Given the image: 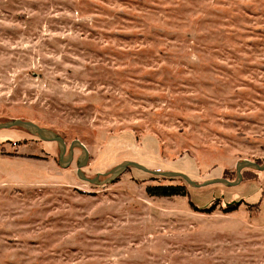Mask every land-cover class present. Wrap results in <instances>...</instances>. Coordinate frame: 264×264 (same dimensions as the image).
<instances>
[{"label": "rangeland", "instance_id": "1", "mask_svg": "<svg viewBox=\"0 0 264 264\" xmlns=\"http://www.w3.org/2000/svg\"><path fill=\"white\" fill-rule=\"evenodd\" d=\"M11 120L80 141L89 178L131 161L235 181L238 162L264 164V0H0ZM59 153L0 130V264H264V171L194 188L128 168L92 185L79 148L67 168Z\"/></svg>", "mask_w": 264, "mask_h": 264}, {"label": "water", "instance_id": "2", "mask_svg": "<svg viewBox=\"0 0 264 264\" xmlns=\"http://www.w3.org/2000/svg\"><path fill=\"white\" fill-rule=\"evenodd\" d=\"M13 127L22 128L26 130L32 136L37 137L41 141L57 143L60 148L58 164L62 168H67L70 166V164L74 161L75 147L79 148L81 150V155L78 157L76 161L77 176L81 180L89 184H92V185H105V184L112 183L117 178H119L128 168H134V169L140 170L144 173H147L153 176H162V177H167V178H181L190 187H194V188L207 187L213 184H224L226 186L233 187V186H237L240 183V181L243 179L242 177L243 170L251 169V170H256V171H264V164L260 165L250 160H242L238 162L236 165L237 177L235 181H229L223 178H217V179L205 181L203 183H196L188 175L181 173V172L153 171L139 163H135L131 161H124L103 175L98 174L94 178H89L83 172V168L87 165L89 161V151L86 148V146L83 145L80 141L76 140L72 142L69 148H67V145L63 137L53 133L52 131L46 128L40 127L39 125L31 121L11 120L9 122L0 124V130L10 129ZM101 176H103L105 180L100 181Z\"/></svg>", "mask_w": 264, "mask_h": 264}, {"label": "trees", "instance_id": "3", "mask_svg": "<svg viewBox=\"0 0 264 264\" xmlns=\"http://www.w3.org/2000/svg\"><path fill=\"white\" fill-rule=\"evenodd\" d=\"M185 188L186 187L184 185H156L147 187L146 191L147 194L151 197L173 198L187 196L188 192L185 190ZM192 205L197 210H202L195 206L193 202ZM211 208L212 207L204 209V211L210 212L212 210Z\"/></svg>", "mask_w": 264, "mask_h": 264}]
</instances>
